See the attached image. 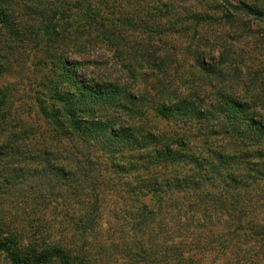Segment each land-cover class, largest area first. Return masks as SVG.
<instances>
[{
  "label": "trees",
  "instance_id": "1",
  "mask_svg": "<svg viewBox=\"0 0 264 264\" xmlns=\"http://www.w3.org/2000/svg\"><path fill=\"white\" fill-rule=\"evenodd\" d=\"M183 2L0 0V201L15 210L3 219L0 204V254L9 264H91L90 245L114 264L107 249L119 244L137 264H205L201 245L220 249L208 264H264L263 115L252 92L228 84L231 62L211 55L216 39L191 41L189 59L166 48L190 27L222 25ZM248 72H237L240 84ZM55 201L67 246L47 244L33 216ZM107 201L132 236H115L112 222L111 236L100 235ZM178 206L195 244L184 260L169 257L164 235L163 217Z\"/></svg>",
  "mask_w": 264,
  "mask_h": 264
},
{
  "label": "rangeland",
  "instance_id": "2",
  "mask_svg": "<svg viewBox=\"0 0 264 264\" xmlns=\"http://www.w3.org/2000/svg\"><path fill=\"white\" fill-rule=\"evenodd\" d=\"M184 1L185 2H183V5L186 6L187 9L191 8V10H195L200 7V9H203L205 13L221 19L222 25L198 27L197 34H195V31L190 27V29L185 32L182 31L181 33L173 35L172 40L170 39L171 41L167 42L168 44L166 48L175 45L177 48L181 49V56L187 57L189 59L191 56L186 50L184 51V48H187L191 41L192 45L190 49L194 47L193 43L198 41L200 35L203 37L208 35L216 39L220 45L213 50L211 55L212 57H215V59H219L221 54L224 53V57H228L229 61L231 62L230 65L232 69H230V74L228 77L226 74V79H229L228 84L232 85V89L234 90L239 91V89H242V91L248 90L252 92L253 95L251 94L252 96L247 97L246 99L252 107H255V111L257 113L263 115L264 119V17L259 15L257 16L242 6L244 2H246L252 8L257 10L261 9L264 11V0H229L233 4L241 7V9L233 11H231V9L227 6L226 7L228 9L219 5V3L224 4L220 0L213 2V6L210 8L205 6L203 3L200 4V2L197 0H192L190 3L188 2L189 0ZM97 56L98 57L94 58L100 57L102 59H107L105 54ZM38 67H35V69H38ZM246 69L251 72H248L250 73V77L243 85L238 82L240 74L237 75V72L240 70L241 74H246ZM255 74H257L258 77H254ZM208 85L209 84L205 83L204 87H207ZM212 85L217 86L214 81L212 82ZM197 86H200V84ZM24 90L27 89L24 88ZM0 204L2 208L1 211H3L2 215L5 217L3 219L10 218L15 211L12 200L10 198H3L0 201ZM107 205H109V207L102 213V217L100 218V230H98L100 231V235L106 236L107 232L108 236H111L110 231H107V229H109L112 222V225L116 226V228L112 229V232H115V236L119 234H122L123 236H132L135 231L130 226L125 227L123 230L120 229V225H122V222L125 220L124 214L119 210H114V207L112 208L113 203L111 201H107ZM72 207L73 206H70L69 208L73 217L77 213H81V207H77L75 209ZM180 210L181 211L175 210L174 212H169L164 215L163 220H165V223H167V228L165 231L168 233V235H164L167 236L168 240H170V242L166 244L167 253L172 255L169 257H173L174 255L180 253V257H182V260H184L187 258L189 251L194 249L193 245L195 244L190 242L191 235H189V230L186 229V210H182V208H180ZM160 213H162V211ZM65 214L66 212L63 209L56 208V201L55 203L50 202L49 208L47 207L45 212L42 213L39 211L33 214V216L36 218L35 220H37V224L40 225L42 231L41 236L47 244H55L58 240H60V244L63 246H67L69 244L71 232H68L65 229V226H67ZM112 219H114V224ZM30 220L32 219L30 218ZM118 223L120 224L118 225ZM157 223H160V221H157ZM174 224L175 226L173 227ZM159 229L160 228L156 227V231ZM75 238L79 239L80 237ZM84 241H86V239H84ZM79 242L80 245L83 240H79ZM82 244L85 245L86 243ZM174 245L180 247V250L177 251ZM158 250L161 251L160 248ZM134 252L135 250H132L127 255L121 244H119L117 250L113 248L107 249V253L110 255V261H112L114 264H123L124 257H126L127 263L134 262L132 264H137V262H139L141 259L138 258L139 256L134 255ZM219 252L220 249L217 248L214 250L209 249V251L204 250L201 245V247H199V251L197 252V257H199L202 262H205V264H208L211 261L217 260L216 258L219 256ZM85 255L87 258H89L91 264L109 263V258H104L102 262L99 261L98 251L93 249L91 245L88 247L87 253ZM160 257H162V255H158V258ZM4 258L5 257L0 254V264H9ZM147 263L156 264L157 261L154 258ZM181 263L183 264L182 261ZM50 264L56 263L53 262Z\"/></svg>",
  "mask_w": 264,
  "mask_h": 264
},
{
  "label": "water",
  "instance_id": "3",
  "mask_svg": "<svg viewBox=\"0 0 264 264\" xmlns=\"http://www.w3.org/2000/svg\"><path fill=\"white\" fill-rule=\"evenodd\" d=\"M222 1L227 7H229L231 10H239L241 9V7L233 4L231 1L229 0H220Z\"/></svg>",
  "mask_w": 264,
  "mask_h": 264
}]
</instances>
